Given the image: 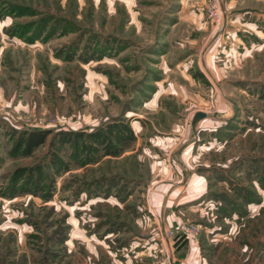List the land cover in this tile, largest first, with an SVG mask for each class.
Segmentation results:
<instances>
[{
  "label": "rangeland",
  "instance_id": "374dc122",
  "mask_svg": "<svg viewBox=\"0 0 264 264\" xmlns=\"http://www.w3.org/2000/svg\"><path fill=\"white\" fill-rule=\"evenodd\" d=\"M113 123L119 154L53 141ZM33 127L54 130L12 154ZM188 253L264 264V0H0V264Z\"/></svg>",
  "mask_w": 264,
  "mask_h": 264
},
{
  "label": "trees",
  "instance_id": "16d2710c",
  "mask_svg": "<svg viewBox=\"0 0 264 264\" xmlns=\"http://www.w3.org/2000/svg\"><path fill=\"white\" fill-rule=\"evenodd\" d=\"M116 123L109 125L108 129L104 131L101 127L90 131L88 133L84 131H79L75 129H64L61 128L54 131L53 136L54 142L63 143H73L74 149L77 150L79 147V142L82 137L86 135L89 136V142L83 143V147L92 154L100 148H104L106 154H119L123 146L118 145V142H128L134 138L133 131L128 123H125L121 128L117 127ZM53 128H24L20 130H15V139L11 147L12 154L15 155H31L41 144H43L48 136L53 132ZM113 139H116L114 143ZM103 145V146H101ZM61 158L55 160V164H61ZM61 166V165H60ZM64 168L68 169L69 165H62ZM32 176L34 174L32 167H19L15 171V180H20L24 175Z\"/></svg>",
  "mask_w": 264,
  "mask_h": 264
},
{
  "label": "crops",
  "instance_id": "0c3cea01",
  "mask_svg": "<svg viewBox=\"0 0 264 264\" xmlns=\"http://www.w3.org/2000/svg\"><path fill=\"white\" fill-rule=\"evenodd\" d=\"M162 217H164V208H162ZM190 243H187L185 245L182 246H177V250L179 253L184 252L188 247H189ZM198 260V256L191 254H185V256H182L181 258H179L177 264H196Z\"/></svg>",
  "mask_w": 264,
  "mask_h": 264
},
{
  "label": "built area",
  "instance_id": "2783aa9c",
  "mask_svg": "<svg viewBox=\"0 0 264 264\" xmlns=\"http://www.w3.org/2000/svg\"><path fill=\"white\" fill-rule=\"evenodd\" d=\"M165 232H166V235H167V238H169V243L171 244V241H173L174 242V245L176 244V241H177V239L180 237V236H182V235H184L186 238H191L192 236H194V228L193 227H190V226H188V227H186L182 232H180V233H178V235H176L175 236V238H173V236H171L170 235V233L168 232V230L166 229L165 230ZM170 237L172 238V240H170ZM172 258H171V256L169 255L168 256V260H166V264H172Z\"/></svg>",
  "mask_w": 264,
  "mask_h": 264
},
{
  "label": "water",
  "instance_id": "95a60500",
  "mask_svg": "<svg viewBox=\"0 0 264 264\" xmlns=\"http://www.w3.org/2000/svg\"><path fill=\"white\" fill-rule=\"evenodd\" d=\"M204 115H206L205 112H198V113L195 115V118L198 119L199 117L204 116ZM187 242H188V238H186L184 235H182V236H180V237L177 239L176 244H177L178 246H182V245H184V244L187 243Z\"/></svg>",
  "mask_w": 264,
  "mask_h": 264
}]
</instances>
